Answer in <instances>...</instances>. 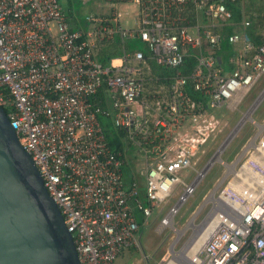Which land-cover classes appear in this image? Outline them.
Returning a JSON list of instances; mask_svg holds the SVG:
<instances>
[{"label":"built area","instance_id":"built-area-1","mask_svg":"<svg viewBox=\"0 0 264 264\" xmlns=\"http://www.w3.org/2000/svg\"><path fill=\"white\" fill-rule=\"evenodd\" d=\"M131 1L135 27L122 28L117 12L71 29L58 0H0V106L63 217L78 264H113L140 247L138 230L176 191L157 230L179 233L175 216L215 161L224 174L193 213L184 250H167L157 264H264V126L233 162L217 156L225 138L198 166L203 146L222 131L214 111L236 110L264 77V42L254 44L248 19L221 34L233 25L236 0ZM115 37L120 56L102 63L99 45ZM136 39L143 49L129 51ZM149 61L171 73L152 72ZM100 115L143 155L144 169L128 183ZM182 171L195 177L188 182ZM193 239L202 240L196 252Z\"/></svg>","mask_w":264,"mask_h":264},{"label":"rangeland","instance_id":"rangeland-1","mask_svg":"<svg viewBox=\"0 0 264 264\" xmlns=\"http://www.w3.org/2000/svg\"><path fill=\"white\" fill-rule=\"evenodd\" d=\"M249 1L241 0L245 4L249 3ZM253 1L255 3L259 2V0ZM59 2L67 16V20L73 26L77 25L82 28L91 27V22L87 20V17H110L113 11L114 13H120L117 16V21L122 28L128 29L136 26L137 8L131 0H118L114 2L112 0H59ZM220 54L226 57L228 49L222 47ZM149 64L151 71L154 73H161L162 70L167 73L171 72L170 69L165 70L163 67L157 66L154 61H149ZM236 107V110L223 107L214 111L215 117L221 122L220 128L222 131L219 132L217 137L214 134L213 141L210 140L207 145L203 146L206 153L201 155V162L198 165L200 168L208 161L214 150L225 138V145H223L222 153L219 156L228 163L233 162L256 131L263 128L264 77L256 87L252 88L240 99ZM253 120L261 125L258 127L253 123ZM121 141L127 151L126 156L129 160L130 171L138 175L144 169L143 155L134 145H129L124 139ZM224 169L225 167L219 161H215L205 177L199 181L192 196L181 206L178 214L175 216V225L181 229L179 233L173 232L171 229H166L163 232L157 230L159 220L177 200L180 191H176L161 206L153 208L150 217L138 230L137 237L141 246L130 247L124 250L114 260L113 264H157L161 261L167 250L173 248L174 250L183 251L192 232L191 223H189L191 222V217L203 203L205 197L211 193L217 181L223 176ZM183 172L185 171L180 172L179 176L188 182L192 181L195 177V173H192L187 178H184ZM142 190L143 188L141 187ZM209 209L208 204L203 208L199 217L197 219L194 218L193 222L199 223L208 213ZM138 216L142 221L141 215ZM175 240L176 245H174Z\"/></svg>","mask_w":264,"mask_h":264},{"label":"water","instance_id":"water-1","mask_svg":"<svg viewBox=\"0 0 264 264\" xmlns=\"http://www.w3.org/2000/svg\"><path fill=\"white\" fill-rule=\"evenodd\" d=\"M0 264H78L63 217L2 106Z\"/></svg>","mask_w":264,"mask_h":264},{"label":"trees","instance_id":"trees-1","mask_svg":"<svg viewBox=\"0 0 264 264\" xmlns=\"http://www.w3.org/2000/svg\"><path fill=\"white\" fill-rule=\"evenodd\" d=\"M263 1L264 0H259V2L255 3L253 0H250L249 3L245 4L241 2V0H236L232 5H230V8H232V11H233L232 21L235 23L233 25L234 28L239 29V24L243 18L250 20V25L247 27V31L251 35L252 40L255 45H260L261 43L264 42V32H263L264 30V2ZM67 21L71 29H74L76 27V26L71 25L69 20ZM233 26L232 28L231 26L224 27L222 29V33L231 32L233 29ZM127 47L129 51H131L134 48L143 49L142 43L137 39L127 41ZM222 47L227 48L228 51H230V45L227 42V38L223 41ZM120 53H121L120 41L119 39H114L112 42H109V44L99 45V49L97 51V58L102 63L107 64L112 58H116L120 56ZM192 63H193V59L187 58L185 65H187L188 69H190L191 67H193ZM186 71L187 70L183 68V73ZM226 71H228V69H226ZM161 73L170 74L171 72L167 73L162 70ZM161 73H157V74L162 75ZM103 96L104 95L102 93L99 97L103 98ZM100 104L105 106L106 104L105 100L102 99ZM109 118L111 119V117H106L103 115L99 116V120L102 124L106 140L108 141L109 145L111 146L113 150L121 153V156L124 159V166L122 168L123 175H124L123 177H124V181L128 183L132 179L131 178L132 172L130 171L129 160L126 156L127 151L121 141L122 139L126 140L125 132L123 129L115 127L112 123V119L110 120ZM129 145L131 144L129 143ZM140 196L141 197L143 196V191H140ZM137 219L140 223L142 222L141 218L138 215H137Z\"/></svg>","mask_w":264,"mask_h":264},{"label":"crops","instance_id":"crops-1","mask_svg":"<svg viewBox=\"0 0 264 264\" xmlns=\"http://www.w3.org/2000/svg\"><path fill=\"white\" fill-rule=\"evenodd\" d=\"M113 2L114 1H118V0H112ZM121 1V0H120ZM229 7H230V4H229ZM232 9V8H231ZM233 12V11H232ZM112 14H115L114 13V11L113 12H111ZM117 13V12H116ZM120 14V13H119ZM112 16V15H111ZM110 16V17H111ZM105 18H110V17H107V16H104ZM233 18V17H232ZM243 19H246V18H243ZM242 19V20H243ZM250 21V20H249ZM232 23H233V25L235 24L233 21H232ZM232 25V26H233ZM232 26H231V28H232ZM77 28H81V29H85V28H82V27H79V26H77L76 25V27L74 28V29H77ZM239 29H240V24H239ZM234 30H236V28H234V26H233V29H232V31L231 32H233ZM221 32V34L222 35H227V34H229V33H231V32H229V33H226V32H224V33H222V31H220ZM114 39H117V37H115ZM114 39H111V40H105L104 42H103V44H109V42H112ZM126 46H127V42H126ZM128 48V47H127ZM129 50V49H128ZM229 52V51H228ZM221 55V54H220ZM227 57V56H226ZM226 57H223L224 59L226 58ZM115 59V58H114ZM132 175H134L133 173H132ZM137 175V174H136ZM124 176V175H123ZM133 177V176H132ZM131 177V178H132Z\"/></svg>","mask_w":264,"mask_h":264},{"label":"bare ground","instance_id":"bare-ground-1","mask_svg":"<svg viewBox=\"0 0 264 264\" xmlns=\"http://www.w3.org/2000/svg\"><path fill=\"white\" fill-rule=\"evenodd\" d=\"M225 145V144H224ZM220 155V152L217 153V156ZM179 232V231H178ZM195 240L193 239L191 241V243L188 245V249L190 250V252H196L197 251V248L198 246L200 245L201 243V239H199L198 241L194 242Z\"/></svg>","mask_w":264,"mask_h":264}]
</instances>
